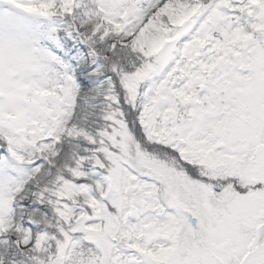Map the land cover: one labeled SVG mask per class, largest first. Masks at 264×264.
Listing matches in <instances>:
<instances>
[{"label": "snow or ice", "instance_id": "1", "mask_svg": "<svg viewBox=\"0 0 264 264\" xmlns=\"http://www.w3.org/2000/svg\"><path fill=\"white\" fill-rule=\"evenodd\" d=\"M0 264H264V0H0Z\"/></svg>", "mask_w": 264, "mask_h": 264}]
</instances>
